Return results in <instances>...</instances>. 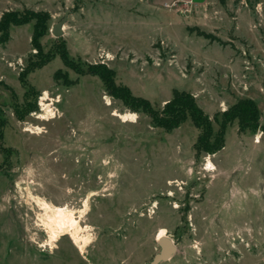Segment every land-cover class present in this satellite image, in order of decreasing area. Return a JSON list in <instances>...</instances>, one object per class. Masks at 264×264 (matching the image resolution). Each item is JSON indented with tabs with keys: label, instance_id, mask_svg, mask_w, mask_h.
<instances>
[{
	"label": "rangeland",
	"instance_id": "374dc122",
	"mask_svg": "<svg viewBox=\"0 0 264 264\" xmlns=\"http://www.w3.org/2000/svg\"><path fill=\"white\" fill-rule=\"evenodd\" d=\"M66 10L68 57L104 66L153 110L178 90L215 132L214 118L241 100L256 116L247 127L234 119L218 151L198 153L189 119L156 126L58 55L31 70L34 22L9 26L0 42V264H147L160 229L177 246L160 264H264V0H0V20L48 14L45 53ZM40 202L73 211L89 241L83 253L68 235L50 242Z\"/></svg>",
	"mask_w": 264,
	"mask_h": 264
},
{
	"label": "trees",
	"instance_id": "16d2710c",
	"mask_svg": "<svg viewBox=\"0 0 264 264\" xmlns=\"http://www.w3.org/2000/svg\"><path fill=\"white\" fill-rule=\"evenodd\" d=\"M30 21L34 22L30 45L32 49L37 51V55L35 54L36 60L30 65L31 70L41 68L58 55L65 66L78 74H97L105 82L111 94L118 96L129 107L145 109L156 126L171 131L180 127L189 119L194 127L199 130L195 144V149L198 153H214L218 151L223 146L225 130L234 119L238 120L240 127L253 125L257 110L255 104L249 99L239 101L230 110L223 113L220 119L215 117L214 121L218 124V130L215 132L208 116L196 105L195 100L189 93L174 90L172 98L165 104L163 109L153 110L147 100L134 97L126 87L115 86L112 80V71L107 70L104 66L75 64L68 57L64 43L60 38L55 39L53 47L45 53L41 45V39L49 32V16L44 12L33 13L27 11L3 14L0 20V42L8 38L9 26L23 25ZM58 75L67 82L66 73L57 71L54 78H58ZM24 77H26V73L22 75L21 80ZM33 106L35 105L33 104ZM1 137L0 133V140Z\"/></svg>",
	"mask_w": 264,
	"mask_h": 264
},
{
	"label": "bare ground",
	"instance_id": "6f19581e",
	"mask_svg": "<svg viewBox=\"0 0 264 264\" xmlns=\"http://www.w3.org/2000/svg\"><path fill=\"white\" fill-rule=\"evenodd\" d=\"M45 99H47L46 93L43 94V98L39 104L42 107L44 113L47 114L46 116H51L52 118L54 117V114L53 110L50 109L51 104L42 103ZM118 116L124 121H127L128 119L133 120L135 118V115L131 113L123 115L120 114ZM205 170L207 172H213L215 170V167L210 160L207 161ZM40 203L44 213L42 222L47 229L50 242L56 241L61 236L68 235L73 243L77 246L79 251L83 253V250L89 241L88 238L85 237L86 235H82V227L79 225V221L74 217L75 214L73 211L66 207H53L44 202ZM165 235L166 231L164 229H160L156 234V239H159Z\"/></svg>",
	"mask_w": 264,
	"mask_h": 264
},
{
	"label": "water",
	"instance_id": "95a60500",
	"mask_svg": "<svg viewBox=\"0 0 264 264\" xmlns=\"http://www.w3.org/2000/svg\"><path fill=\"white\" fill-rule=\"evenodd\" d=\"M69 10L65 11L63 18L51 26L50 33L54 38H60L64 34V26L67 20V14ZM156 244L159 247V251L153 256L151 261L147 264H160L167 260H170L177 251V246L167 235L156 239Z\"/></svg>",
	"mask_w": 264,
	"mask_h": 264
}]
</instances>
